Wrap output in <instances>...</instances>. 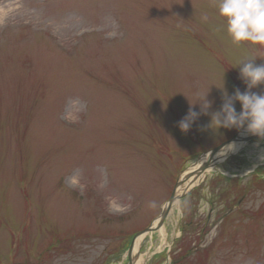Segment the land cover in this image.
<instances>
[{
    "label": "rangeland",
    "instance_id": "rangeland-1",
    "mask_svg": "<svg viewBox=\"0 0 264 264\" xmlns=\"http://www.w3.org/2000/svg\"><path fill=\"white\" fill-rule=\"evenodd\" d=\"M217 3L0 0V264H128L175 182L236 135L205 115L178 128L198 95L220 108L223 76L229 94L245 89L235 67L252 53L232 45ZM254 173L264 139L172 206L142 239L145 264H264Z\"/></svg>",
    "mask_w": 264,
    "mask_h": 264
},
{
    "label": "clouds",
    "instance_id": "clouds-1",
    "mask_svg": "<svg viewBox=\"0 0 264 264\" xmlns=\"http://www.w3.org/2000/svg\"><path fill=\"white\" fill-rule=\"evenodd\" d=\"M216 7L232 45L238 48L245 45L251 50L252 54L245 55L235 67L239 69V78L245 89L236 88L229 94L223 76V86L217 88L222 93L220 108L210 111L215 101L208 99L209 92L198 95L197 102L190 105L188 113L178 122V128L187 134L199 117L205 115L210 116L207 128L215 134H220V129H235L264 139V92L253 91L264 86V64L256 63L258 58L264 60V0H218ZM202 20H208L207 13L202 15ZM197 106L199 111L193 110ZM234 148L235 144H231L224 151Z\"/></svg>",
    "mask_w": 264,
    "mask_h": 264
},
{
    "label": "water",
    "instance_id": "water-1",
    "mask_svg": "<svg viewBox=\"0 0 264 264\" xmlns=\"http://www.w3.org/2000/svg\"><path fill=\"white\" fill-rule=\"evenodd\" d=\"M257 137L255 136H251L249 135L248 137L244 138V139H241L244 143L246 142H249L250 140L252 139H255ZM239 136L238 134L235 135L232 139L222 143L221 145L215 147L214 149H212L211 151H209L207 153V157H206V160L195 170L189 172L185 177H183L181 180H178L173 188V191L168 199V201L165 203V205L161 208V212H160V215L158 216L157 218V223L155 224H151L149 225L147 228H145L144 230L138 232L131 244L129 245V248H128V251H127V257H128V264H132V261H131V252H132V248H133V242L135 240V238L137 236H140V235H147L149 233H154L156 231H158L164 224V221L165 219L167 218L173 204L175 203V201L178 199V201L186 195L183 194L181 195L179 198L176 197V190L178 187H180L181 185H183L185 183V181L193 176H199L200 174H202L205 170H207L209 167H211V165L215 162V158H216V155L222 150L224 149L225 147H227L228 145L232 144L233 142L239 140Z\"/></svg>",
    "mask_w": 264,
    "mask_h": 264
},
{
    "label": "bare ground",
    "instance_id": "bare-ground-1",
    "mask_svg": "<svg viewBox=\"0 0 264 264\" xmlns=\"http://www.w3.org/2000/svg\"><path fill=\"white\" fill-rule=\"evenodd\" d=\"M11 6V5H9ZM5 18V14L4 11H0V21L2 19ZM239 136V140L233 142L232 144H235V148L233 150L230 151H224L225 149H227V147H225L224 149H222L217 155H216V160L214 163L218 162V161H223L224 158H226L229 155L232 154H236L238 151L241 150V148L245 145V143L241 140L244 139L246 137H248L249 135H245L242 134V132H240L238 134ZM231 145V144H230ZM224 152L223 155H221V153ZM205 156L204 158H200V160H198V162H196L195 164L191 165L181 176V179L183 177H185L189 172L197 169L205 160H206ZM212 170V165L211 167H209L207 170H205L202 174H200L199 176H193L189 179H187L185 181V183L183 185H181L180 187L177 188L176 190V197L179 198L181 195H183L184 193H187L189 190L193 189L198 183H200L202 181V179L205 177V175L207 173H209ZM178 203V199L175 201L174 205H176ZM158 220H155V223H157ZM154 223V224H155ZM161 230V229H160ZM144 238L143 235L137 236L133 242V248H132V252H131V261L132 264H145V259L143 256H140L138 253V249L140 247V244L142 242V239Z\"/></svg>",
    "mask_w": 264,
    "mask_h": 264
},
{
    "label": "trees",
    "instance_id": "trees-1",
    "mask_svg": "<svg viewBox=\"0 0 264 264\" xmlns=\"http://www.w3.org/2000/svg\"><path fill=\"white\" fill-rule=\"evenodd\" d=\"M254 176H256V179H257V181H258V182H256V183L264 184V179H261V177H259L257 173H254ZM256 183H255V184H256Z\"/></svg>",
    "mask_w": 264,
    "mask_h": 264
}]
</instances>
